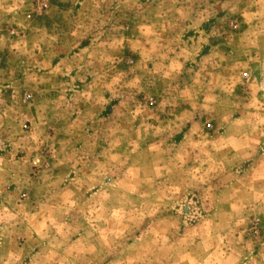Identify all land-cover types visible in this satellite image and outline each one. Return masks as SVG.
<instances>
[{"label":"clouds","instance_id":"clouds-1","mask_svg":"<svg viewBox=\"0 0 264 264\" xmlns=\"http://www.w3.org/2000/svg\"><path fill=\"white\" fill-rule=\"evenodd\" d=\"M0 264H264V0H0Z\"/></svg>","mask_w":264,"mask_h":264}]
</instances>
